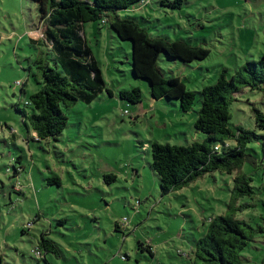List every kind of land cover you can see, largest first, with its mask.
<instances>
[{"label": "rangeland", "instance_id": "1", "mask_svg": "<svg viewBox=\"0 0 264 264\" xmlns=\"http://www.w3.org/2000/svg\"><path fill=\"white\" fill-rule=\"evenodd\" d=\"M173 1L145 0L123 13L138 18L153 36L210 50L206 60L187 65L161 61L165 78H178L187 90L200 92L225 70L230 78L260 59L264 0H187L180 10L170 7ZM42 28L37 5L0 0V253L5 264H190L212 220L227 215L237 173L207 174L164 196L152 169V142H203L206 136L195 129L199 95L188 114L178 101L176 106L154 101L149 83L134 79L131 42L121 41L102 22L89 23L88 46L114 96L106 91L93 104L64 109L69 127L58 141H29L16 106L29 110L26 102L40 89L35 62L43 57ZM134 88L144 93L141 103L120 98V92ZM255 108L264 113L262 93L247 88L230 108L231 122L258 136L247 149L258 168L241 169L252 177L255 195L240 200L238 206L248 207L236 217L264 228V131L256 125ZM43 238L60 247L58 255L44 249L46 259L38 254ZM242 258V264H264V235Z\"/></svg>", "mask_w": 264, "mask_h": 264}, {"label": "trees", "instance_id": "2", "mask_svg": "<svg viewBox=\"0 0 264 264\" xmlns=\"http://www.w3.org/2000/svg\"><path fill=\"white\" fill-rule=\"evenodd\" d=\"M29 1L37 5L43 27V57L35 62L38 70L35 77L40 89L26 102L29 110L16 106L28 131V140L39 143L51 139L58 141L69 127L64 109H73L79 103L93 104L106 91L113 96L85 36L86 24L102 22L110 26L121 41L131 42L134 79L149 83L154 100L171 106H176L174 102L178 101L182 112L188 114L193 111L197 96L200 97L201 109L195 129L198 134L206 136L203 142L186 146L152 142V169L160 179L162 194L183 190L217 171L229 175L237 173L227 215L212 220L208 233L197 242L190 264H242V252L257 237L264 235L263 227L254 228L236 217L238 211L248 207L238 206L240 200L255 195L252 177L241 169L245 164L258 168L257 159L247 153L249 144L258 136L234 125L230 108L236 95L246 88L261 92L264 103V45L258 61H248L230 78L225 70L216 84L192 92L180 79L165 78L159 63L165 60L187 65L204 61L210 56V50L183 40L153 36L148 29L142 28L138 18L123 16L124 12L138 7L145 0ZM186 2L174 0L170 7L180 10ZM22 92L26 94L24 89ZM120 98L136 105L143 101L144 93L140 88L123 90ZM253 112L257 127L264 131V113L256 108ZM54 180L60 185L59 177ZM42 249L56 255L61 250L46 238L37 248L38 254L46 259ZM0 264H5L1 253Z\"/></svg>", "mask_w": 264, "mask_h": 264}, {"label": "crops", "instance_id": "3", "mask_svg": "<svg viewBox=\"0 0 264 264\" xmlns=\"http://www.w3.org/2000/svg\"><path fill=\"white\" fill-rule=\"evenodd\" d=\"M40 41V40H39ZM32 42L35 43V39H32ZM37 43V42H36ZM114 96V93H113ZM154 100V99H153ZM154 101H160V100H154Z\"/></svg>", "mask_w": 264, "mask_h": 264}, {"label": "built area", "instance_id": "4", "mask_svg": "<svg viewBox=\"0 0 264 264\" xmlns=\"http://www.w3.org/2000/svg\"><path fill=\"white\" fill-rule=\"evenodd\" d=\"M217 150H218V148H217Z\"/></svg>", "mask_w": 264, "mask_h": 264}]
</instances>
